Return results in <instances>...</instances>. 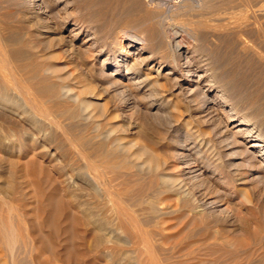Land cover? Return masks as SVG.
<instances>
[{
  "label": "rangeland",
  "instance_id": "rangeland-1",
  "mask_svg": "<svg viewBox=\"0 0 264 264\" xmlns=\"http://www.w3.org/2000/svg\"><path fill=\"white\" fill-rule=\"evenodd\" d=\"M155 1L84 0L76 14L71 0H42L52 5L46 17L32 0H0V204L18 226L72 214L87 231L90 264H264V155L253 139L237 133L215 91L189 76L197 65L167 74L172 62L159 68L158 59L147 60L153 48L141 50V39L155 43L158 29H150L144 7ZM183 1L200 0L156 2L173 9ZM258 15L262 23L254 24ZM258 15L250 7L234 13L255 25L244 33L258 41L256 52L243 50L232 29H215L210 48L220 75L242 79L254 71L260 75L255 80L250 72L247 84L253 81L251 87L264 93V9ZM121 44L141 73L168 83L167 98L178 108L149 107L126 68L116 65ZM49 67L55 72L41 73ZM57 82L66 83L72 96L44 89ZM20 166L37 184L19 179ZM19 182L27 188L21 203L14 189Z\"/></svg>",
  "mask_w": 264,
  "mask_h": 264
},
{
  "label": "bare ground",
  "instance_id": "bare-ground-1",
  "mask_svg": "<svg viewBox=\"0 0 264 264\" xmlns=\"http://www.w3.org/2000/svg\"><path fill=\"white\" fill-rule=\"evenodd\" d=\"M32 1H34L38 6V8L36 7L38 14L43 13L46 17L49 16L52 5L49 4L47 6H44L45 4L43 5V2H41L42 0H32ZM52 1H53L52 2L53 5L54 4L56 5L61 1L65 2L67 0H52ZM85 1H87V0H85ZM120 1H121V3H125L127 0L125 2H123V0H120ZM156 1L154 3H159ZM251 1L252 0H200L198 4H195L191 1H189V2L183 1L182 3H179V4L177 3L178 4L177 7L173 8V9H167L165 6H164L165 8H163L160 5V3L154 4L151 2L152 6H150V4H151L150 3L149 5L147 4L146 7H144L145 8V15H147L146 18L149 19L148 23H151V26H149L150 29H153L155 31L158 29L156 31L157 32V41L150 45L148 43V41L146 40L147 39L146 38V39H141L143 41L140 42V44L142 45L141 50L147 49L150 46H151V48H153V50L151 51V54L147 58V60L155 61L156 59H158V63L160 64L159 68L163 67L164 64H168V62L173 63L174 67L167 74H170V73L174 74L177 72L182 73L181 71H182L184 66L191 67L193 65H197V67H196L197 70H195V72L192 71V73L189 74V76L198 77L200 79V81L198 78L197 79H188V80L196 81V82L199 81L200 84L202 83V84H204V86L207 87V91L208 90L209 91H215L214 92L215 93V96H214L215 99L214 100L217 103H219L224 108V110L227 111V116H228V119L230 121H234V122L236 121L237 122V127H238L237 133L242 135L244 137V139H247V140L253 139L252 140L253 141L252 146H255L256 148H260L259 153L261 156H263L264 155V93L263 92L261 93V90H260L261 87H260V89H258L257 86H256V88L254 86L255 89L251 87V85L253 84V81L251 82L252 84L248 85L249 84L248 79H251V76L249 77L248 75L251 71L248 72V75H246V74L244 76L242 75L243 76V77L241 76L242 79L239 78L241 80L236 79L235 76L233 77L231 75H230L231 76L230 78H228V77L226 78L225 75H220L216 71L217 67L215 68L214 59H213V54H214L213 52L215 49L212 50L210 48V45L212 44L211 40L214 38L215 33L217 32V31H214L215 29L216 30L223 29V31L225 29H228V30L232 29L231 30L232 33L234 30L237 33V37L239 38V40L241 42V46H242L243 50L254 52L257 49L258 41L254 40V39H249L251 36L249 34L246 36V34L248 32L247 33L245 32L246 33L245 34L244 29H246L247 27L251 28V27L255 26L254 24H257V22H259V19L261 17H259L258 14H262V11L264 9V4L263 3L258 4L257 3L259 1L258 0L257 2H255L257 4L253 3V4H255L253 6V4L251 5ZM148 2H150V1H148ZM260 2H261V0H260ZM45 3H47V2H45ZM67 3H69V2H67ZM70 3L71 4H69V7H72L73 13L77 14L85 8L84 7L85 6L84 0H71ZM153 4H154V7H153ZM32 5H31V7H32ZM33 7H35V6H33ZM244 7H247V8L250 7L252 9V11L258 15L255 18L256 22H254V24H252L253 22L249 23L251 20L248 17H246V19L241 20V21H239V19L234 18L235 17L234 13H236L240 9H243ZM120 10H121V8H120ZM126 11L128 12L127 9H126ZM129 11H130V9H129ZM34 12H36V11L34 10ZM122 12H123V10H122ZM128 14L129 13H127V15ZM96 15H98V14H96ZM122 15H123V13H122ZM253 16H251V17L253 18ZM260 16H262V15H260ZM135 17H137V15ZM96 19H98V18H96ZM132 22H135V21H132ZM80 23L81 22H79L77 19L74 21L75 26L81 27L82 23L81 24ZM259 23H262V22H259ZM249 24H252V26L250 27ZM263 28H264V26H263ZM252 31H254V30H252ZM161 32H163L164 37H162ZM221 32H222V30H221ZM224 32H226V31H224ZM260 33H262V31ZM262 34H264V31ZM262 34H259V35L262 36ZM148 35H150V34H148ZM254 35H256V34L254 33ZM219 36L220 35H218V37ZM164 38L168 39V41L170 42V45L166 42V40ZM257 38H255V39H257ZM260 38H262V37H260ZM153 40L155 41L156 39L153 38ZM130 42H133V40L132 41L130 40ZM262 42H264V41H262ZM99 46H100V44H99ZM170 46L172 47V51H171ZM102 47H104V46H102ZM125 47H126L125 45L121 44L122 52L114 51V57L117 61L116 65L118 67L123 66L126 68L127 72L125 75L129 76V79L134 81V83L137 85L139 91H141L142 93L145 94L146 97H148L149 107H158V108L162 107L163 108V107L172 106V108H178L179 105L177 103H175L173 99L170 100L167 98L168 91H169L168 83L160 82L159 78L158 79L152 78L149 73H144V74L141 73V69L138 68L136 62L131 63L130 60L125 57ZM259 55L261 56V54H259ZM180 59L185 60L184 65L180 64L181 63V62H179ZM216 60H215V62H216ZM220 60H221V58H220ZM227 61H228V58H227V60H225V62H226L225 64H228ZM232 62H233V60H232ZM34 63H36V61ZM217 63H219V62H217ZM153 66H155L154 63H153ZM243 66H244V64H243ZM248 66H249V64H248ZM231 67H232V65H231ZM249 67H251V66H249ZM225 68H223V69H225ZM227 68H229V67H227ZM236 68H237V66H236ZM226 70H228V69H226ZM198 71H202V73L197 74ZM230 71H232V70H230ZM54 72H55V70H53V68L49 67V68L42 70L41 73L45 74V75H49V74H52ZM235 72L236 71H234L232 73H235ZM252 72L254 74V71H252ZM254 75H255L254 79L257 80L256 78L260 74H258V75L254 74ZM247 77H249V78H247ZM252 78H253V75H252ZM31 81H33V80L31 79ZM249 81H251V80H249ZM48 83H49V81H48ZM254 83H256V85H257V81ZM24 84H25V82H24ZM238 85L245 87L244 91L241 94H238L235 92V89L237 88ZM44 89L49 90L51 92V95H53L54 97L55 96L60 97L61 94L65 95L66 97L72 96V89L69 88V86H67L66 83L57 82V83H54L52 85L46 84L44 86ZM262 90L264 91V89H262ZM240 91L241 90H239V92ZM235 93H236V95H235ZM82 105L85 108H87L90 106V103L87 101H84L82 103ZM115 144H116V147L118 148V150L120 152L126 153V154H127V152H129L126 149V147L123 146L122 143H120L118 140L115 142ZM153 154L155 156L156 153H153ZM135 156L137 158L138 157L140 158L141 155L139 153ZM145 161H147V160H145ZM145 161H142L143 165H145L144 164ZM134 167H136V166L134 165L132 168H134ZM24 168L25 167H23V166H20L18 168V172L20 175L19 179L20 178L23 179V182L26 185H28L30 182L31 183L30 186L33 187L37 183H36L34 178L31 180H30V178L27 179V176L29 177V175H27L28 173L25 174L26 171L24 172ZM153 168H154V166H153ZM148 171H149V169H148ZM161 178L164 180V182L166 184H169V185L172 184L171 179H169L168 177L161 176ZM20 182H22V181H20ZM20 182H19V184H20ZM170 182H171V184H170ZM169 185H167V186H169ZM24 188L25 187L22 186V183L20 185H17L16 188L14 186L16 193H19V195H18L19 197L16 195L17 196L16 198H17V201L20 203L23 201H27V197H26V195H24L26 193L25 191L27 188H25V189ZM32 189H34V188H32ZM37 191H39V190H37ZM37 195H39V194H37ZM27 196H28V193H27ZM104 196H106V195H104ZM46 199H47V197H46ZM51 199H53V198H51ZM54 199H56V197ZM1 204L5 209L6 203L3 202ZM56 207H58V206H56ZM40 208H41L40 210H42V207H40ZM54 208H51V209H54ZM46 209H48V208H46ZM4 211H3L2 215L0 214V261H1V264H8L9 263L8 261H12V263H10V264H59V263L60 264H90V262H91L90 261V254H89L90 251H88V247H87V236H88L87 231L84 229V227H82L83 224L81 225V222L79 221V219H76V218L74 219L71 217L72 214H70V213L66 214V212H65L66 215H64V212H63V215L65 217L64 219H63V217L61 219V217H60L61 214H58L61 220L56 215L55 216L53 215V217L50 216L48 218H45V217L43 218L41 216L42 217L41 219H38L39 218L38 217L37 219H31L29 221L27 220L28 222L26 221V223H23L22 226L20 225L21 226L20 227V226H18L19 222L15 221L13 219H10L9 217H7V215H5V214L9 215L10 211L8 212L7 209H5ZM24 212H26V211H24ZM40 212H42V211H40ZM78 214H80V213H78ZM118 215L119 214H117V216ZM25 232L28 234V237H27ZM133 236L135 237L136 235H133ZM135 239H136V237H135ZM7 257H9V260L6 259Z\"/></svg>",
  "mask_w": 264,
  "mask_h": 264
}]
</instances>
